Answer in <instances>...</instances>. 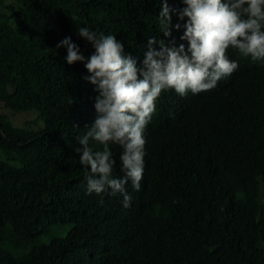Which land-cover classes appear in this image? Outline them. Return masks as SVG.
Masks as SVG:
<instances>
[{
    "label": "trees",
    "instance_id": "16d2710c",
    "mask_svg": "<svg viewBox=\"0 0 264 264\" xmlns=\"http://www.w3.org/2000/svg\"><path fill=\"white\" fill-rule=\"evenodd\" d=\"M160 10V0H0V264H264V60L233 81L230 104L162 90L144 131L149 159L161 141L159 159L139 191L127 185L130 208L87 192L74 149L97 93L56 44L70 36L91 54L77 34L88 26L139 63L150 37L167 42ZM14 112L28 113L26 126ZM111 148L116 176L122 150Z\"/></svg>",
    "mask_w": 264,
    "mask_h": 264
},
{
    "label": "clouds",
    "instance_id": "9594fccd",
    "mask_svg": "<svg viewBox=\"0 0 264 264\" xmlns=\"http://www.w3.org/2000/svg\"><path fill=\"white\" fill-rule=\"evenodd\" d=\"M180 2L184 6L176 9L168 0H160L159 28L167 42L150 37L139 63L138 57L125 52L123 42L115 35L97 34L88 26L77 25V34L92 46L91 54L86 56L70 36L56 44L57 49L66 48L63 59L68 65L83 64L88 73L83 79L97 93L94 120L90 126L85 125L86 134L77 138L81 146L74 149L85 169L87 192L99 198L123 197L124 208H130L133 202L127 185L139 191L144 169L159 159L161 141L158 155L149 159L144 131L155 123L159 112L156 100L162 90L172 89L180 100L211 98L230 104L228 90L233 81L238 76L246 82V67L264 60V0ZM172 13L177 16L175 23ZM174 29H183L180 40L187 44L177 46L172 38ZM169 116L174 121L172 112ZM112 145L122 150V173L116 176ZM99 203L103 205L104 200ZM119 240L130 241V233Z\"/></svg>",
    "mask_w": 264,
    "mask_h": 264
},
{
    "label": "rangeland",
    "instance_id": "374dc122",
    "mask_svg": "<svg viewBox=\"0 0 264 264\" xmlns=\"http://www.w3.org/2000/svg\"><path fill=\"white\" fill-rule=\"evenodd\" d=\"M9 112V111H8ZM27 114L28 113H26V112H22V113H17V112H14V114H12V115H10L12 118H13V120L15 121V123L16 124H18V125H24V126H26L27 125ZM32 116H34V113H33V115ZM31 115L29 116L28 115V117H32Z\"/></svg>",
    "mask_w": 264,
    "mask_h": 264
}]
</instances>
